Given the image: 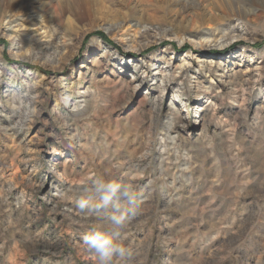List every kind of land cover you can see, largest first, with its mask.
Here are the masks:
<instances>
[{"label":"rangeland","instance_id":"rangeland-1","mask_svg":"<svg viewBox=\"0 0 264 264\" xmlns=\"http://www.w3.org/2000/svg\"><path fill=\"white\" fill-rule=\"evenodd\" d=\"M100 178L111 264H264V0H0V264H98Z\"/></svg>","mask_w":264,"mask_h":264},{"label":"clouds","instance_id":"clouds-1","mask_svg":"<svg viewBox=\"0 0 264 264\" xmlns=\"http://www.w3.org/2000/svg\"><path fill=\"white\" fill-rule=\"evenodd\" d=\"M82 212L102 213V222L84 235L83 244L96 256L98 264H111L114 255H126L120 236L137 214V193L131 185L115 179L100 178L76 200ZM106 217V219H105Z\"/></svg>","mask_w":264,"mask_h":264},{"label":"bare ground","instance_id":"bare-ground-1","mask_svg":"<svg viewBox=\"0 0 264 264\" xmlns=\"http://www.w3.org/2000/svg\"><path fill=\"white\" fill-rule=\"evenodd\" d=\"M219 43V39L218 38H202L200 40H198L197 42H194V47L197 46H215ZM98 62L96 61V59H94L93 61H90V66L87 67V69H90L92 66H94V64ZM178 68H183L185 66L184 62L179 63ZM85 67V66H84Z\"/></svg>","mask_w":264,"mask_h":264}]
</instances>
